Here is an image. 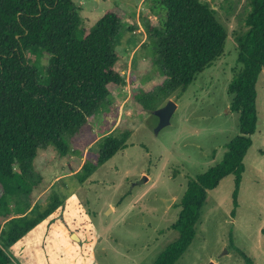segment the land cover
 I'll use <instances>...</instances> for the list:
<instances>
[{
    "label": "rangeland",
    "instance_id": "rangeland-1",
    "mask_svg": "<svg viewBox=\"0 0 264 264\" xmlns=\"http://www.w3.org/2000/svg\"><path fill=\"white\" fill-rule=\"evenodd\" d=\"M200 1L215 9L226 28L224 50L184 91L171 92L164 90V76L147 42L146 25L159 27L164 19L161 0H72L82 21L77 39L113 6L124 13L115 44L124 84L67 144L65 154L48 145L33 162L40 183L33 189L32 206L44 211L54 192L66 197L43 228L58 247H74L83 257L91 254L95 264H153L178 237L169 228L178 218L187 184L218 164L225 145L239 134L227 88L240 68L234 36L245 17L246 0ZM27 58L44 84L49 55L29 53ZM256 93L257 127L243 161L235 216L230 214L234 178L229 175L207 192L195 238L175 264H247L238 250L252 264H264V70ZM169 101L176 110L169 124L155 132V113ZM125 134L127 147L78 183L74 175L85 162H97L104 137ZM2 192L0 185V196ZM41 229L38 225L34 233ZM12 264H21L14 255Z\"/></svg>",
    "mask_w": 264,
    "mask_h": 264
},
{
    "label": "trees",
    "instance_id": "trees-1",
    "mask_svg": "<svg viewBox=\"0 0 264 264\" xmlns=\"http://www.w3.org/2000/svg\"><path fill=\"white\" fill-rule=\"evenodd\" d=\"M160 4L164 19L159 27L146 25L147 42L164 76V90L184 91L221 57L227 31L207 2L161 0ZM78 11L72 0H0V264H12L10 248L65 205L66 197L54 192L44 211L32 206L33 189L40 183L33 171L38 151L52 145L65 154L67 144L124 84L115 51L124 13L113 6L77 39L82 23ZM234 37L240 68L227 94L239 134L225 145L218 164L187 184L177 205L178 218L169 228L178 237L153 264H175L182 257L195 238L207 192L229 175L234 178L230 214L235 216L243 161L257 127L256 82L264 70V0H246L245 17ZM29 53L49 55L44 84L27 58ZM127 138V134L104 137L95 150L97 162H85L74 175L78 183L125 149Z\"/></svg>",
    "mask_w": 264,
    "mask_h": 264
},
{
    "label": "crops",
    "instance_id": "crops-1",
    "mask_svg": "<svg viewBox=\"0 0 264 264\" xmlns=\"http://www.w3.org/2000/svg\"><path fill=\"white\" fill-rule=\"evenodd\" d=\"M45 222L39 224L42 226L40 231L34 233V228L10 248L12 258L14 255L21 264H95L91 254L83 257L74 247L60 248L56 242L52 243L50 234L44 235Z\"/></svg>",
    "mask_w": 264,
    "mask_h": 264
},
{
    "label": "water",
    "instance_id": "water-1",
    "mask_svg": "<svg viewBox=\"0 0 264 264\" xmlns=\"http://www.w3.org/2000/svg\"><path fill=\"white\" fill-rule=\"evenodd\" d=\"M176 110V105L172 103V101H169L163 108L156 111V116L159 119V124L155 132H158L163 127L167 126L169 124L170 118L173 115V113ZM170 200H165V203L168 204ZM70 238L75 241L79 242V238L76 236V234H72Z\"/></svg>",
    "mask_w": 264,
    "mask_h": 264
}]
</instances>
